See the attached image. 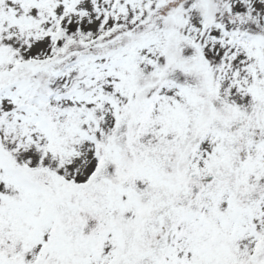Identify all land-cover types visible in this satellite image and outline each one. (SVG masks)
Wrapping results in <instances>:
<instances>
[{
  "label": "snow or ice",
  "instance_id": "1",
  "mask_svg": "<svg viewBox=\"0 0 264 264\" xmlns=\"http://www.w3.org/2000/svg\"><path fill=\"white\" fill-rule=\"evenodd\" d=\"M0 264H264V0H0Z\"/></svg>",
  "mask_w": 264,
  "mask_h": 264
}]
</instances>
